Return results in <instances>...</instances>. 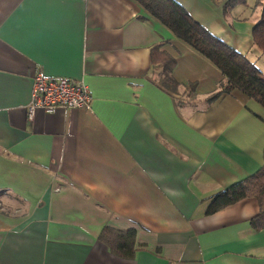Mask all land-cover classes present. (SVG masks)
I'll list each match as a JSON object with an SVG mask.
<instances>
[{
	"label": "crops",
	"instance_id": "0c3cea01",
	"mask_svg": "<svg viewBox=\"0 0 264 264\" xmlns=\"http://www.w3.org/2000/svg\"><path fill=\"white\" fill-rule=\"evenodd\" d=\"M175 1L251 51L259 6ZM36 70L81 79L89 106L27 118ZM222 78L137 0H0V264H264L256 198L207 213L264 164V106L237 89L211 99ZM105 228L134 231L129 255Z\"/></svg>",
	"mask_w": 264,
	"mask_h": 264
},
{
	"label": "trees",
	"instance_id": "16d2710c",
	"mask_svg": "<svg viewBox=\"0 0 264 264\" xmlns=\"http://www.w3.org/2000/svg\"><path fill=\"white\" fill-rule=\"evenodd\" d=\"M151 15L168 26L173 33L189 44L203 56L212 61L221 71L222 80L219 90L210 97L220 93H228L237 89L264 106V72L222 40L208 32L195 21L188 12L175 0H137ZM222 1V0H221ZM219 3L220 0H215ZM247 0H225L223 10L229 13L236 5L246 6ZM260 13L251 29L252 46L264 53V0H255ZM151 61L162 66L169 74L174 66V57L163 49H152ZM261 54V53H260ZM166 81L175 83L173 78ZM166 84V82H165ZM244 197H254L258 201V213L250 219L251 228L255 231L264 229V164L253 174L217 192L211 197L207 213L215 212L231 205ZM108 247L121 255H129L134 239L133 230H118L105 228L100 235Z\"/></svg>",
	"mask_w": 264,
	"mask_h": 264
},
{
	"label": "built area",
	"instance_id": "2783aa9c",
	"mask_svg": "<svg viewBox=\"0 0 264 264\" xmlns=\"http://www.w3.org/2000/svg\"><path fill=\"white\" fill-rule=\"evenodd\" d=\"M91 100L90 89L81 79L50 76L36 70L32 75L25 112L27 118L31 119L37 109L51 113L57 108H86Z\"/></svg>",
	"mask_w": 264,
	"mask_h": 264
},
{
	"label": "rangeland",
	"instance_id": "374dc122",
	"mask_svg": "<svg viewBox=\"0 0 264 264\" xmlns=\"http://www.w3.org/2000/svg\"><path fill=\"white\" fill-rule=\"evenodd\" d=\"M247 2L250 6L249 8L244 9L245 13L256 14L257 10L259 11V9L254 4L255 0H247ZM247 58L262 72H264V53L260 52L257 47H252L251 51L247 53Z\"/></svg>",
	"mask_w": 264,
	"mask_h": 264
}]
</instances>
